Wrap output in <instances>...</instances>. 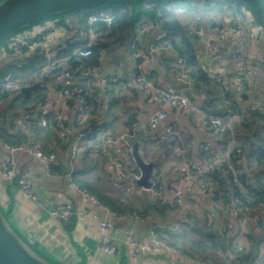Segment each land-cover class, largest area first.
<instances>
[{
  "label": "crops",
  "instance_id": "obj_1",
  "mask_svg": "<svg viewBox=\"0 0 264 264\" xmlns=\"http://www.w3.org/2000/svg\"><path fill=\"white\" fill-rule=\"evenodd\" d=\"M105 8L107 7L101 9L104 14L113 12L111 9L105 10ZM78 18L79 15L69 18V21H76ZM52 21L53 19H46L43 22L35 23L26 36L34 37L44 34L45 28ZM216 21L221 23L222 26L228 27L229 30H232L235 25L232 15L224 16ZM194 22L197 23L195 26L189 23L191 33L195 30L202 32L201 35L194 32L195 37H193V40L196 45V59L206 70L211 81L208 84L198 86L196 80H193L187 86L188 91L194 95V98L202 107L211 112L222 113L231 108H237L243 118L242 120L234 121L232 124L234 141L236 144L244 143L248 147L249 144L246 143L248 135L258 136L257 138L260 136L264 137V113L260 111L262 113L260 114L253 111L256 108L260 109L259 107L264 108V30L257 31L252 25L246 22L242 23L237 45L242 58L236 59L230 53L233 47V39L229 38L227 42H220L217 48L213 49L208 45L212 33V22L207 21L204 24L199 22V20ZM83 23L85 22L80 23L79 26ZM142 23L147 29L143 30L141 34L135 29L129 36L118 35L111 37L108 41V50L111 53L107 54L106 52V56L102 59L97 58L91 61H94L95 65H100L105 73L118 69L124 70L126 73H132L135 68V62L131 59L130 48L132 42L136 39L137 45L141 47L145 54H151V46H156L153 60L150 64L155 82L167 86L185 85L175 80L176 70L174 69L177 66L179 54L176 55L173 49H168L164 44V40L156 39L162 29L159 26L152 27L145 20ZM75 32L76 30L68 31L64 26L62 32H54L51 41L53 47L57 48L60 46L64 40L71 37ZM135 33L137 34L136 36H134ZM36 53L41 54L43 52L39 51ZM33 54L32 52L27 54H4L0 57V67L15 63L14 55L30 57ZM54 59H58L59 65H62L63 68L68 67V63H61V61L67 60V57H54ZM243 67L249 68L251 78L247 80L246 88L239 90L235 79L237 72ZM55 84L56 82L50 84L51 88L48 92L50 99L56 96V91L53 88ZM85 87L82 82L78 84L80 89ZM109 98L111 102L110 112L97 111V104L95 103L94 108L89 111L85 121L103 120L104 125L110 127L114 132L120 131L126 125L134 122L138 123V130L134 138L139 136L141 139L140 152L142 155L144 153L149 154L148 158L143 156L147 161H155V165L159 167L166 177L167 185H171L178 178V167L185 156L186 159L191 161L192 169L198 168L206 161L205 158L208 157V153L203 152L202 145H208L210 149L220 153L224 145L227 142H231L232 138H229L230 135L228 133H214L210 124L192 112L179 108L171 109L165 121L156 129H150L148 120L154 110L161 106V102L158 96L154 95L144 85H120L115 92L111 91ZM11 104V100H8V103L0 109H9ZM49 105L53 107L56 103L54 104V101H51ZM79 107V99H73L69 112L71 125L72 123L75 124ZM111 112L114 114L113 117H111ZM19 117L20 115L16 114L14 108L10 113L2 112L1 119L6 126L3 129V125L0 124V166L5 158H12L19 173H27L33 178L35 194L39 199L25 194L20 189L18 183L19 175L14 180H7L2 178L0 171V189H3L8 196V203L6 206H2V209L15 230L38 253H41L56 264H213L193 259L189 256L184 257L180 250L179 254L174 256L166 254L162 250L145 252L139 248L128 246L125 242L126 227H133L134 238L142 241L148 238V232L154 220L164 225L168 230H181L179 226L181 214L168 208L166 213L160 214L156 212L155 215L146 216L147 219L144 223L135 222L132 218L135 212L141 213L139 211L117 210V212L115 211L116 214H114L113 209L111 210V207L102 200L118 199L124 205H128L130 204V199L122 195H127L129 198L144 197L146 201L144 209L148 207L149 202L158 201L156 198H148L147 200L146 197L148 196H146V193L144 194L143 191L137 189L129 192L125 191L121 182H119L116 168L112 166L105 154L94 147L87 152L82 151L83 157L76 162L75 166V178L82 179V183L87 185L86 187L102 202L101 204L87 203L82 195L70 186V182L66 177V173L75 164L70 162L69 146L62 142L64 139L59 134L58 139L60 144H65V149L54 142L48 146L46 141L43 140L44 144H42L45 152L48 151L50 146L52 148L56 147L55 145L58 146L59 155L56 167L59 166L61 160L68 158V161L66 160L64 164V171L59 172L56 170L57 174L54 175H49L45 166L25 149L11 151L7 147V144L20 145L25 141L22 132L17 130L20 129L17 123ZM115 118L116 120L113 121ZM170 125L175 128L176 133L174 135L178 136L180 143L184 146L185 154L182 157L176 154L175 145H170L166 141V138L170 135H165L164 129ZM72 127L74 128V134H76L79 128H75L73 125ZM45 128L41 137L48 138L51 136L53 138V133L58 132L53 122ZM14 129L20 132L19 136L11 135ZM223 140L226 141L225 144L222 143ZM132 158V153L127 155L125 163L121 158L124 172H127L128 164ZM66 169L68 170L67 172H65ZM98 176L105 180L106 186H102L96 180ZM56 202H66L76 212L71 219L72 221L70 220L66 225L60 224L51 213V208ZM102 204L108 209L103 207ZM86 206L90 211L88 215L83 216L81 212ZM208 207L209 204L207 209ZM202 213L204 212L200 210L197 214ZM106 218L115 224V230L110 232L111 241L117 246V252L114 254L108 252L100 245L98 221ZM177 224L179 225L177 226ZM69 225L70 228L68 229ZM234 225H236V222H234ZM158 231L160 232V230ZM223 258L224 256H222ZM235 260L234 264H242L239 260ZM224 262L221 260L215 264H227ZM253 264L259 263L254 261Z\"/></svg>",
  "mask_w": 264,
  "mask_h": 264
},
{
  "label": "built area",
  "instance_id": "obj_2",
  "mask_svg": "<svg viewBox=\"0 0 264 264\" xmlns=\"http://www.w3.org/2000/svg\"><path fill=\"white\" fill-rule=\"evenodd\" d=\"M113 14H103L101 16H92L88 22L83 23L79 27L78 35L71 36L64 40L57 48L51 43L54 32H62L63 26L58 19L47 25L44 34L38 36H25L22 38H13L10 42V47L16 54H27L40 47L43 55L46 58V63L43 70L48 72L51 69L59 68V60L54 59L55 54L60 50L73 48V53L80 55L83 60L78 62L73 67H66L60 70L55 78L57 84L56 96L53 99L47 97L36 103L37 120H32L29 115L23 113L17 121L19 131L22 132L25 141L20 145H10L7 147L13 150L25 149L30 155L36 157L46 168L49 175L57 174L56 165L58 163L59 149L53 147L48 151H43V145L38 139L36 128L47 127L50 123H54L59 135L63 141L69 143V157L72 165L66 173V177L70 182V186L78 191L85 201L91 204H101L102 202L91 192L87 187L81 186L75 178L76 162L83 157L82 151L87 152L92 147L107 156V159L116 168L119 182L129 192L132 190H140L148 195L149 198H156L161 205L169 206L174 212L181 214L180 225L182 223L190 226L194 225L196 214L201 210L205 212L207 205L211 202L220 201V193L213 188L209 182V176L220 167L221 170L230 178L232 184L239 188L247 200L258 199L252 197L248 193V185L251 181H244L243 176L248 172L246 162L243 157V149L236 146V151H232L236 145L233 133V122L242 120V115L237 108H231L226 112L214 113L211 112L191 95L187 86L192 83L194 78L188 74L185 69V58L181 55L177 58V65L180 66L179 71L175 73V80L184 83L182 86H167L162 83L155 82L153 78V70L150 64L153 60V53L156 46H151V54H145L136 39L131 44V59L135 62V68L132 73H126L124 70L118 69L113 72L105 73L100 65H95L94 55L98 52L99 59L106 56V49L102 47L103 40L109 37L112 31ZM105 22L104 27H99L98 22ZM235 25L232 30L228 27H212L210 40L208 45L216 49L220 40L233 39V47L230 50L231 55L236 58H242V54L238 48V38L241 31V25L246 22L257 31H263L264 25L259 23L252 14L248 11H242L235 15ZM152 27L156 24L150 23ZM146 26L140 22L137 25V30L140 32L146 30ZM195 33H200L195 30ZM202 33V32H201ZM200 33V35H201ZM139 34V35H140ZM157 40H165V45L168 49H173V44L168 40L166 30H161V33L156 37ZM82 41L83 45L77 46V43ZM98 50V51H96ZM8 53L4 48L0 50V57ZM177 55V53H176ZM264 75V69H263ZM251 78L248 67L241 68L236 74V85L239 90H244L247 86V80ZM82 82L86 86L84 89L78 88V84ZM46 87L45 83H42ZM120 85H144L154 95L158 96L161 106L154 110L151 118L148 120V127L156 129L163 121H165L171 109L179 108L190 111L200 119L210 124L214 133H228L231 142L224 145L222 152L218 153L209 148L208 145H202L203 152L208 153L206 161L196 169H192L190 165L181 161L178 167V178L171 185H167L166 177L162 171L154 165L149 177L150 186L144 188L136 184L134 177H139L138 174L123 171L121 158L124 160L131 153V139L134 138L138 123H132L124 126L120 131L114 132L110 127L104 125L103 120L87 122L86 117L88 111L94 108L97 104V111L103 110L110 112L109 94L114 88ZM0 86L2 90L12 91L17 88L15 81L9 76L0 75ZM49 88V86H47ZM49 91V90H48ZM47 91V92H48ZM48 96V93H47ZM75 98L79 99L80 107L78 109L77 118L82 125L79 126V131L74 134V128L69 123V112L71 110V101ZM23 97H21V100ZM54 101L55 106L51 107L49 102ZM94 102V103H93ZM264 113V108L259 107ZM258 109V108H256ZM36 124V125H35ZM100 132V133H99ZM176 133L175 128L170 125L165 127L164 134L172 135ZM249 143L257 142L258 138L254 135L248 136ZM179 138L174 141L176 154L182 157L185 154V149L181 145ZM84 153V152H83ZM1 176L3 179L14 180L19 175V187L27 195L39 199L35 194V186L33 178L27 173H19L18 168L12 158H5L0 166ZM251 196L250 198H248ZM8 196L3 189H0V204L6 206ZM244 203V202H243ZM235 200L232 204H228L229 213L223 220V217L210 219L212 229L216 230L224 240L229 243L232 251L227 256V264L235 263V253H250L255 250L259 264H264V242L261 243L259 249L255 248V238L262 230V222L264 221V201L253 206L243 204ZM103 207L108 209L104 204ZM2 208V207H1ZM195 210V211H194ZM90 210L87 206L81 212L83 216L88 215ZM52 215L60 222L66 225L75 215L74 208L66 202H56L51 208ZM114 214L115 211H113ZM132 218L135 222L144 223V216L134 213ZM236 222V225H234ZM98 229L100 236V245L110 253L117 252V246L111 241L110 232L115 230V224L109 219L98 221ZM126 244L132 248L136 247L145 252L164 251L166 254L176 256L179 254V249L168 243L163 238L161 233L155 226H150L148 238L138 241L134 238V229L131 226L126 227ZM253 235V236H252ZM254 244L253 246L251 244Z\"/></svg>",
  "mask_w": 264,
  "mask_h": 264
},
{
  "label": "trees",
  "instance_id": "obj_3",
  "mask_svg": "<svg viewBox=\"0 0 264 264\" xmlns=\"http://www.w3.org/2000/svg\"><path fill=\"white\" fill-rule=\"evenodd\" d=\"M1 1L3 0H0V2ZM173 1H177V0H145L136 3L104 4V6H108L112 8L113 12L111 14L115 15V17L113 19L112 31L108 34L109 37L103 40V43L101 45L103 48L109 49L108 41L111 37L118 35L129 36V34H132L133 31L137 29V25L143 20H145V22L148 24L150 23L156 24L157 26L160 27V29L167 31L168 40L173 44L174 51L185 58V69L187 70L188 74L192 76L194 80H196L198 86H202L203 84H208L211 81V79L208 76L206 70L199 64L198 60L196 59V53H195L196 45L193 40V37H195V33L194 32L191 33V29H189V23L182 24L180 16L178 17V15L175 12V9L172 7ZM212 1H217L220 4L217 7L218 12L223 13L224 15L227 14L226 13L227 11L224 9L222 5V3L225 2L227 4V7H229L230 10L229 14H231L233 18H235V14H238L239 12L248 11L254 16V18L259 23L264 25V0H205V3L210 4V2ZM182 2L188 3L190 1L182 0ZM184 3H179V4H182V7H187V5H185ZM101 6L103 5L63 12L57 15L56 17H53L52 19H58L60 23H62L63 26L68 31L76 30L73 36H77L80 23L88 22L92 16H101L104 14L101 11L103 7L99 8ZM95 7L98 8L93 9ZM191 9H196V6H194ZM77 15H79L78 20L76 21L71 20V22L69 21V18L71 19L72 17ZM43 21L45 20H41L37 23ZM97 25L99 27H104L105 22L100 21L98 22ZM216 26L224 27L221 25V23L217 21H213L211 27H216ZM136 35L137 34L135 33L134 36ZM81 45H83V43L82 41H79L77 43V46H81ZM32 53L34 54L31 55L30 57L14 55L13 57L15 59V63L9 66L5 65L0 67V75L9 76L15 81L17 85V88L10 92L2 90L0 86V108L3 107L5 104H7L8 100H11L12 102L9 109L7 108L0 109V124L3 123L2 125L5 124L1 119L2 112L10 113L12 112L13 108L18 116L23 113H26L27 115H29V117L32 120L36 122L37 114H38L36 109V103L39 100L46 99L48 97L47 93L49 92L48 90L51 88L50 84L55 83V78L57 73L63 69L62 65H59L58 69H51L48 72L44 71L43 66L46 63L45 56L43 55V53L41 54L36 52H32ZM62 56L67 57L68 67L70 68L83 60V58L80 55L73 53V48L71 49L69 48L66 50L62 49L58 51L55 58H59ZM98 57H99L98 52H95L94 59H97ZM179 69L180 66L177 65L174 70L179 71ZM42 83H45L46 87L43 86ZM47 86H49V88ZM26 87L28 88L25 89ZM56 87L57 84L53 85V88L56 89ZM115 90L116 88H114L112 91L115 92ZM21 97H23L22 100ZM253 111L262 114L259 109H253ZM87 113H89V111ZM113 116L114 114L111 112V117ZM115 120L116 118L113 121ZM69 123H70V119H69ZM74 123L75 124L72 123V125L75 128H78L79 126L82 125V122H80L78 118H75ZM15 129L13 130L11 135L19 136L20 132L17 131L19 129L17 130ZM43 129L46 128L40 126L36 128L38 139L40 140V142H42V144H44L43 140L46 141V144H48V146L52 142L56 144H60V141L58 139V134H59L58 132L53 133V138L51 136L45 138V137H41L42 132L45 131ZM248 136L246 137L247 140L246 143L249 144L248 147H246L244 143L236 144L234 146L235 148H233L232 151H236L237 149L236 146H240L243 149V157L248 168V172L247 173L245 172L243 178L244 181H251V184L248 185L249 187L248 193L252 195V197L258 198L254 200V202L264 201V137L260 136L257 142L249 143ZM177 139L178 136L173 134L167 137L166 141L171 145L174 144V141ZM222 143L225 144L226 141L223 140ZM65 144H68L69 146L68 142H66ZM225 145H228V142ZM55 146L58 147L57 145ZM51 148L52 147L50 146L49 149ZM66 160L65 158L64 160H61V163L59 164V166L55 167V169L57 168L56 170L59 172L64 171L63 168H64V164L66 163ZM67 171L68 170L66 169L65 172ZM74 179L81 186L83 187L87 186L84 183H82L83 182L82 179H77V178ZM232 180H233L232 177L229 178L221 170V168L218 167L209 176L208 182L213 188H215L220 193V200L222 199L223 204L221 203V201L209 203V207L204 213L197 214L193 226L182 223L180 227L182 231H187L188 229H190L194 232L201 233L202 236H204L206 239H209L212 243L209 246L210 248H212V252L211 253L207 252V249L209 247L206 246L205 243L203 242L195 243V245L198 246L201 245L205 248L202 249L199 255L190 254L188 252L189 250L183 248L184 246L182 247L181 245L176 244L177 242L172 243L171 241H169L171 242V245L176 247L178 246L179 250L182 249L181 252L185 253L187 256L193 259L204 260L214 264L220 262L222 256L225 257L226 255L227 257L230 254L232 249L229 243L222 240L221 235L216 230L212 229L211 224H209V220L214 218L216 219V221H218V217H220V215L223 213V206H226L228 203L232 204L235 200H237L238 202L247 203L246 201L247 197L242 194L239 188L235 187L232 184ZM146 196L148 195L146 194ZM146 199L148 200V197H146ZM102 201L106 205L111 207L110 208L111 210L113 209V211L116 212L117 210L131 211V212H135L137 210L134 209V207H132L130 204L124 205L118 199L116 200L108 199ZM149 203H148V207L144 210L143 213L147 217L150 216L147 215V210L149 211L148 214L155 215L156 212L160 214L166 213L167 209L169 208V206L161 205L158 202L151 201ZM261 224L262 227H264V221ZM69 228L70 225L68 226V229ZM178 231H174V232L164 231V232H167L169 233V235L174 236L176 238L178 235H176L177 233L175 232ZM253 237L255 238V248L259 249L261 247V243L264 242V237L263 236H259V237L253 236ZM218 248L221 250L220 254L217 252ZM234 253L236 256L235 259L239 260L242 264H253L254 261L258 262L257 254H255V251H251L250 253H246V254L245 253L242 254L238 252H234Z\"/></svg>",
  "mask_w": 264,
  "mask_h": 264
},
{
  "label": "water",
  "instance_id": "obj_4",
  "mask_svg": "<svg viewBox=\"0 0 264 264\" xmlns=\"http://www.w3.org/2000/svg\"><path fill=\"white\" fill-rule=\"evenodd\" d=\"M141 1L145 0H3L0 2V42L21 29H25L41 20L56 17L63 12L104 4ZM35 51L39 52L41 48L38 47ZM130 147L133 165L140 174L138 178L134 177V181L139 186L148 188L150 186L149 177L155 161H147L141 154V139L139 136L133 138ZM0 264H55L28 244L11 225L1 206Z\"/></svg>",
  "mask_w": 264,
  "mask_h": 264
},
{
  "label": "rangeland",
  "instance_id": "obj_5",
  "mask_svg": "<svg viewBox=\"0 0 264 264\" xmlns=\"http://www.w3.org/2000/svg\"><path fill=\"white\" fill-rule=\"evenodd\" d=\"M190 2H182V0H177V1H173L172 3V7L175 9V12L176 14L178 15V17L180 16V19H181V22L182 24H186V23H192L191 25L195 26L197 23H195L194 21L195 20H199V22H201L202 24L204 23H207V21H210V22H213V21H216V20H219V19H222L224 16H230L229 12V7H227V4L224 2L222 3L224 9L227 11L226 13L228 15H224L223 13H220L218 12V6L220 5L217 1H212L210 2V4H206L205 3V0H189ZM176 2H179V3H184L185 5H187V7H182V4H179V3H176ZM194 6H196V9H191L193 8ZM102 7H107L105 8V10H112V8L108 7V6H101L99 8H102ZM98 7H95L93 9H96ZM82 14V13H81ZM49 19H52V18H49ZM35 25L32 24L30 26H28L27 28L25 29H21L19 30L18 32L14 33L13 35L9 36L7 39H4L2 42H0V50L1 48H4L8 53H11L13 52L12 48L10 47V42L13 38H22V37H25L27 35V33L29 32V30ZM220 42H227V40L223 39V40H220ZM106 52L107 54L111 53L108 48H106ZM7 54V53H6ZM4 55V54H3ZM2 55V56H3ZM1 62V61H0ZM61 63H67V60L65 61H61ZM83 85H85V83L83 82ZM2 125V123H1ZM6 124L3 125V129L5 128ZM225 133V132H223ZM182 145V143H181ZM60 146L65 149V144L61 143ZM183 146V145H182ZM184 147V146H183ZM148 153H144L143 156H145V158H148ZM182 162L190 165L191 167V161H189L188 159H186V156L184 159L181 160ZM193 169H196V168H193ZM128 170L131 172V173H135V174H139V171L138 169L133 165V162H132V159H130V162L128 164ZM96 180L102 185V186H106L105 184V180L98 176L96 177ZM124 196L125 198H128L130 199V205L132 207H134V209H137L136 211H139V212H142V213H139V215H142L144 216L145 218L146 215H144V211L145 210L143 207L146 206V201L144 200V197H133V198H129L127 195H122ZM251 196H249L248 198H250ZM149 198V197H148ZM254 200L256 199H251V200H246L247 203H243V204H247L249 206H253L255 204H258L259 202H254ZM221 203H222V199L220 200ZM150 204V203H149ZM223 204V203H222ZM229 204V203H228ZM228 204L226 206H223V213L220 215L219 218L223 217V220L226 218V216L228 215L229 213V210H228ZM0 206H4V205H1ZM131 212V211H130ZM149 211L147 210V215H151V214H148ZM146 214V213H145ZM153 219V218H152ZM155 221V220H154ZM152 221V226H155V228H157L158 230H160L161 232V235L163 236V238H166L168 243L171 244L172 243H176L178 245H181L183 248L189 250L188 252L190 254H195V255H199L200 252L202 251V249H205L203 246L201 245H195V243L197 242H203L205 243L206 246H210L212 243L209 239H206L204 236H202L201 233L199 232H194L190 229H188L187 231H178V232H175L177 233L176 235H178L176 238L174 236H171L169 235V233L167 232H164L162 230H167V231H172L174 232V230H168L166 229V227L164 225H161L158 221ZM159 225V226H158ZM257 237L259 236H263L264 237V227H263V230L258 234L256 235ZM222 240H224V238L221 236ZM171 241V242H169ZM225 241V240H224ZM226 242V241H225ZM182 244H185V245H182ZM252 246L254 245L253 243L251 244ZM176 247V246H175ZM178 247V246H177ZM176 247V248H177ZM181 248V247H180ZM179 249V247H178ZM182 250V249H181ZM180 250V251H181ZM252 251H255V250H252ZM207 252L208 253H211L212 252V248H208L207 249ZM214 252V251H213ZM217 252L220 254L221 250L218 248L217 249ZM182 255L184 257H186L187 255L183 252H181ZM215 253V252H214ZM41 254V253H40ZM42 255V254H41ZM47 259V258H46ZM199 260V259H197ZM220 260H223L226 262L227 260V257L225 255V257ZM200 261H204V260H200ZM206 263H208L207 261H204ZM54 263V262H53ZM227 263V262H226ZM56 264V263H55ZM214 264V263H213Z\"/></svg>",
  "mask_w": 264,
  "mask_h": 264
}]
</instances>
